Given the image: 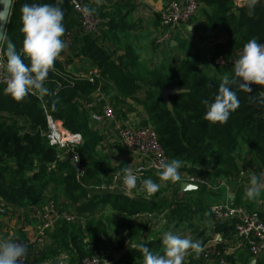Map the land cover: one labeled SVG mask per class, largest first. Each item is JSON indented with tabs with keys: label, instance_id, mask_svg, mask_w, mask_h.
Segmentation results:
<instances>
[{
	"label": "trees",
	"instance_id": "1",
	"mask_svg": "<svg viewBox=\"0 0 264 264\" xmlns=\"http://www.w3.org/2000/svg\"><path fill=\"white\" fill-rule=\"evenodd\" d=\"M238 1L197 0L201 17L194 20L197 22L193 24L192 31L187 33L200 42L202 36H198V32L202 31L198 22L200 24L202 19L205 23L204 32L211 30L217 34L208 38V58L200 55L197 44L191 43L196 47L189 45L186 39L176 35L173 38L175 45L169 44L167 47L164 65L161 68H149L140 60L132 44L116 42L117 39L125 38L120 36L123 31H130L125 22H119V19L128 16L123 17L127 6L124 0L105 6L96 3L91 7L95 9L93 17L100 22L96 34L84 33L77 14L67 0H62L59 6L65 13L63 40L67 46L55 60L54 68L49 71L44 82L48 94L42 96V100L38 95H29L17 101L4 94L5 86L0 85V200L5 207L28 209L17 215L21 222L17 239L23 237L22 229L25 226L40 224L43 192L49 187L52 193L61 189L79 213L90 210V204L95 199L109 203L113 210L119 206L122 215L127 217L153 214L160 207L159 204H147L114 193L81 200L86 188L82 183H91L105 167L104 164H97L95 159L96 154L101 155L104 151L103 141L89 120L90 110L84 107L92 102L96 90L94 84L81 79V75L91 68L100 71L104 86L108 83L115 86L117 96L135 99L140 94L136 101L142 105L168 161L177 159L182 162L179 172L209 182L233 178L234 173L237 174L235 152L242 142L245 145V157L264 174V104L256 99L257 92L262 90L260 86L251 85V93L232 86L237 91L240 105L226 123L213 124L203 119L207 110L203 101L214 100L222 76L231 73L233 62L243 45L252 38L259 43L264 42V0H256L254 4L253 0H246L240 6ZM25 3H56V0H14L0 49L5 62L4 52L9 40L16 45L17 50L22 47L20 9ZM220 35L224 39L221 44H217ZM108 40L113 49L105 43ZM118 50L123 52L121 56H117ZM24 62L28 63L27 60ZM66 63H69L68 69L64 66ZM172 88L182 92L170 97L172 109L169 111L159 94L163 89ZM43 106L47 114L61 122L67 131L81 136L79 152L85 167L82 183L76 179L67 161L56 160V150L45 142L43 135L47 127ZM5 116L12 118V122L9 123ZM180 189L179 185L176 186L174 194ZM205 190L209 194L219 193L199 186L194 191L181 193V196L187 197L185 200L189 203V196ZM188 203H176L169 210L170 218L176 221V226L187 224V229L191 230L188 234H194L199 239L206 235L208 223L200 215L198 222L195 220L199 225L192 227L198 208ZM215 230L222 234L234 233V226L217 225ZM103 233L101 228H94L90 224H85L84 229L80 230L63 222L56 228L53 241L56 247L66 250L70 264H78L98 252L97 245L102 242ZM84 235L93 242L84 243ZM144 241L141 243L153 252L162 254V238ZM136 245L121 244L120 250H123L115 264H143L142 254L136 250ZM53 254L55 251L49 248L39 254L32 264H45L54 258ZM244 255L248 262L250 255L246 252ZM193 257H198V262L202 260L199 256ZM256 264H264V258L256 260Z\"/></svg>",
	"mask_w": 264,
	"mask_h": 264
},
{
	"label": "rangeland",
	"instance_id": "2",
	"mask_svg": "<svg viewBox=\"0 0 264 264\" xmlns=\"http://www.w3.org/2000/svg\"><path fill=\"white\" fill-rule=\"evenodd\" d=\"M111 3L115 4L116 2L114 1ZM152 16L157 17L158 15L153 14ZM200 17L201 16L197 12L193 17L192 22L194 23L195 22L194 20H199ZM201 21L202 22L199 27H200V31L203 32L204 31L203 29L205 28V23L204 20L201 19ZM149 32L150 31L143 32L140 35L141 45L143 47H141L139 51V58L149 68H161V66L164 65V63L167 61L166 50L168 46H166L164 49L158 50L156 48L155 40L157 39L160 32L155 34L156 36L155 35L149 36L150 35ZM223 39L224 38H222V40ZM109 41L110 40H108L107 42ZM188 44L194 45L191 43ZM196 49L199 51L200 55L205 56L204 54L201 53L200 47L197 46ZM64 66L65 68L68 69L69 63L64 64ZM112 93L115 92L112 91ZM109 94L108 95L105 94L106 95V97L104 98L105 102H102L101 105H99V108L109 106L114 112L113 113L114 119L107 120L103 122L102 125L100 126H96L93 124V126L98 130L102 138L101 140L103 142H108L109 140L114 138V130H113L114 122L116 121L122 122L123 119H125L124 117L127 113L124 111L126 109V106L124 104H123L124 106H121L117 102H113ZM126 111H129L130 113L132 110L128 109ZM5 118H7L9 123L12 122L11 120L12 118L6 116ZM108 143L117 145L115 141ZM122 148L116 146L115 149L114 148L113 149L122 152L123 151ZM235 153L237 156V159L235 161L236 164L235 171L237 172V174L234 173L235 176L233 178L225 177L224 179L225 188L224 190L221 191L223 193L231 192L232 190L235 191V193L237 194V198L234 199L236 200H229L225 195L221 197V193H218L217 195L209 194L205 190L204 192H200L199 194L189 196L190 202L188 203V201L185 200L187 199V197H185L184 195L181 196V193H179V191L177 194H174L173 192V189H175L176 186L179 185L181 187L183 183H186L182 181V178L185 175H187V173L179 172L181 176V180L178 182H172V181L163 182L159 179L158 175L147 173L145 178H149L154 182L161 184L160 189L154 195L150 197L146 196L143 190V183L142 184L137 183V187L133 189L131 192L127 191L125 189V186H122L119 191L117 190L118 193H114V194H124L129 199H134L137 201L139 200L147 204H152V203L159 204L160 207L153 214H140L134 217L123 216L122 212L119 209V206H117L116 209L113 210L112 206L109 203H106L104 201L98 202L96 199L94 200L93 203L90 204V210L84 213H79L78 211L75 210V206L63 194L61 189L59 190L56 189V191H53L56 208L60 212H64L67 214L72 213L75 215L73 217L74 219L70 223H67L75 228H79L80 230L81 229L83 230L85 224H90L94 228L102 229L104 233L102 235V242L97 245L98 252L95 253L93 256H90L89 258L92 257L98 258L99 260L104 261L105 264H115L118 261L117 258L123 250V248L122 250H120L121 244H123L124 246L125 243H131L132 245L138 244L141 242H145L144 241L145 239L147 240L152 239L153 241H155L159 238H162L163 233L166 231H173L181 235L184 234L189 235L188 232H190L191 230L187 229L188 227L187 224L184 223L176 226V221H173L170 218L169 210L173 208L176 203L184 202L193 205V208L195 207L198 208L196 210L197 215L192 222V227L199 225V223L197 222L198 219H200L201 217L200 215H203V217L206 219L208 223L206 235L199 239L197 238L195 242H199L201 246H204L205 244L215 240V238L218 236L224 241L227 240L228 237L220 233L219 231L212 229V225H214V222L211 212L209 213V211L213 205L215 206L222 204H231L234 207L242 208L248 213L253 212L259 214V216L261 217L264 216V190H262L260 195L255 199H249L245 196V193L248 187L250 186V178L252 176H256L260 180L264 181V174L261 171V169H257V167L253 166L252 161H250V159L245 157L246 155L245 145L242 142H240L239 148L236 150ZM110 158H111L110 154L107 153L102 152L101 155L96 154L95 159L98 162L97 164H104L105 167L103 172H101V175L94 178V180L91 181V183L86 184L85 192L81 195V200L82 199L84 200L85 198L88 197L86 199L87 201L90 200L91 198H95L96 196L102 194V192L106 190V187L109 184V180L113 174L117 172L122 173L121 170L125 167H128L130 169L132 167L128 164L123 163L124 159H121L120 163L118 164H116V162L112 160L110 163ZM195 186L198 188L200 185H195ZM217 191L218 190H214V192ZM170 202L172 203L170 204ZM10 208L12 211L15 209L13 207H9L8 209ZM21 211L26 212L28 211V209L24 208L21 209ZM49 223H50L49 229L45 233L44 238L39 241H35L32 246L26 249L28 255L26 258V262L24 264H32L39 256V254L45 252L49 248L53 249L55 251V254H53L54 258H52V260L50 259L47 260L45 264H54L55 262H58V264H70L69 262L70 257L66 252V250L64 248L56 247L55 242L53 241L56 228L63 222L58 220L56 217H51ZM0 232L2 233L4 238H6L7 235L6 234L4 235V233L1 230ZM22 234L23 237L21 239H15V240L27 242L28 240L33 239V234L29 237H26V234L23 232ZM6 239L11 240L8 238ZM34 240H38V239L35 238ZM83 242L89 243L93 241L84 235ZM244 254L245 252L243 253L237 251L229 255V258L227 259V264H250V262L252 261H254L255 262L254 264H256V260H260L264 258V254L258 255L257 258L255 259H252L250 256L251 259H249V261L247 262L245 261ZM197 258L190 257L189 255V258L184 261V264H216L214 262L205 263L203 260H200V262H198ZM230 261H233V263H231Z\"/></svg>",
	"mask_w": 264,
	"mask_h": 264
},
{
	"label": "built area",
	"instance_id": "3",
	"mask_svg": "<svg viewBox=\"0 0 264 264\" xmlns=\"http://www.w3.org/2000/svg\"><path fill=\"white\" fill-rule=\"evenodd\" d=\"M74 12L77 14L82 30L86 34H96L99 31L100 22L93 17V15H84L83 9L89 7L87 0H67ZM246 0H239L238 6L242 5ZM91 8V7H89ZM197 0H169L160 12L159 19L162 27V31L159 33L155 40L156 48L158 50L164 49L171 44L174 36L181 34L189 43L198 44V40L188 35L187 27H191V20L198 12ZM222 36L217 38L216 43L221 44L223 42ZM264 43V42H262ZM5 61L1 56L0 51V85L6 86V72ZM81 79L87 81L96 86V90L93 94V100L89 105H84L85 108L90 110L89 120L96 126L102 125L107 120H113V110L109 106L99 108L106 97L104 92V79L97 68H91L81 75ZM39 96V95H38ZM42 100V96H39ZM42 102V101H41ZM46 120L47 131L43 137L49 147L56 150L57 161L65 162L73 168L76 179L82 183L85 177V167L81 158L79 147L82 144V138L79 134L71 133L67 131L61 124V122L54 120L47 114L46 108L43 106ZM142 120L147 121V126L142 128L139 126ZM114 138L121 147H123L128 153H131L134 158H137V162L132 165L131 170L137 175V183L142 184L145 180L147 173L158 175L161 163L169 162L168 158L159 145L157 135L153 129L150 121L147 117L140 118L136 125L125 124V122H114ZM102 146H104L102 144ZM139 160V161H138ZM113 174L109 180V184L106 190L102 194L106 193H118L123 185L122 173ZM159 176V175H158ZM183 182L204 186L207 190H220L225 188L223 180H216L215 182H209L194 175L187 174L182 178ZM83 187H86L82 183ZM118 190V191H117ZM45 204L41 208L40 216L42 220L40 224L35 226L33 231V239L27 242L17 241L18 245H23L25 249L32 246L35 241H39L44 238L45 233L49 229V221L51 217H56L62 222L70 223L74 218L72 213L60 212L56 208L55 199L51 188H47L43 192ZM214 225H233L234 236L237 239V245L235 248H246L252 259L257 258L258 255L264 254V220L257 213L247 212L242 208L234 207L231 204L213 205L210 209ZM0 213H4V208L0 207ZM38 240H34V239ZM185 238H189L186 236ZM0 239L7 240L0 232ZM190 239V238H189ZM221 238L218 236L210 243L202 246L203 251L198 255L205 263L216 262L217 264H226L224 256L227 250L219 249L217 247ZM190 257L197 256V254L188 250L185 256V260ZM25 256L20 259V264L26 262ZM184 260V261H185ZM78 264H105L104 261L98 258H84Z\"/></svg>",
	"mask_w": 264,
	"mask_h": 264
},
{
	"label": "clouds",
	"instance_id": "4",
	"mask_svg": "<svg viewBox=\"0 0 264 264\" xmlns=\"http://www.w3.org/2000/svg\"><path fill=\"white\" fill-rule=\"evenodd\" d=\"M255 2L256 0H253V4ZM60 3L62 0H56V3H25L20 9L22 47L17 50L16 45L9 40L4 52L6 86L3 92L17 101L29 95L48 94L44 82L49 71L54 68L55 60L67 46L63 40L65 13L59 6ZM82 11L87 16L93 14L95 9L85 7ZM25 60L28 63H25ZM234 85L249 93L253 91L251 85L260 86L262 90L257 92L256 99L264 104V43H259L257 39L252 38L243 45L238 58L233 62L231 73L222 76L218 94L214 100L203 101L207 108L203 116L204 120L213 124H223L228 121L231 113L240 105L237 91L232 87ZM181 167L182 162L177 159L162 162L158 173L159 179L163 182L180 181ZM121 171L123 185L127 191L131 192L137 187V175L128 167ZM160 187L161 184L151 179L143 180L146 196L154 195ZM262 190H264V181L252 176L245 196L255 199ZM135 247L142 254L143 264H184L188 250L194 251L197 256L203 251L199 242L184 238L173 231L163 233L162 254L153 252L143 243H138ZM25 252L23 245H18L13 240L0 239V264H20V259L25 256Z\"/></svg>",
	"mask_w": 264,
	"mask_h": 264
},
{
	"label": "crops",
	"instance_id": "5",
	"mask_svg": "<svg viewBox=\"0 0 264 264\" xmlns=\"http://www.w3.org/2000/svg\"><path fill=\"white\" fill-rule=\"evenodd\" d=\"M114 1L118 2L119 0H99V2H97V0H87V4L89 7H93L96 3L105 6V5H110L111 2H114ZM124 1L126 2L125 4H127V6L128 5L129 6L128 7L126 6L125 11L123 12V17L126 15H128V16L125 19H123V18L119 19V22L120 23L125 22L126 26L130 27V31H127V32L123 31L122 35H120V36H124L126 39L125 38L121 39V40L117 39L116 42H122V43L124 42V43H128L129 45L132 44L133 48L139 53L141 47H143L141 45V40H140L141 39V36H140L141 33L150 31L149 32L150 35L149 34L148 35L154 36L158 32L162 31L159 15H160L161 10L163 9L165 4L169 0H124ZM153 14H157L158 16L154 17V16H152ZM201 22H200V24H201ZM195 23L196 22H194V23L192 22L191 27L193 26V24L195 25ZM200 24L198 22V26H200ZM189 28H190V26L187 27L188 31H189ZM190 31H192V28L190 29ZM208 31L209 30H206L205 32L203 31L204 33H202V35H201V32H198V36H200V37L202 36V38H200V42L198 41L197 46L201 48L200 51L204 55H206L208 53V50H209L210 40L208 38H211V37H214L217 35V34H215V32H213V35L206 36V33ZM120 36L117 35V37H120ZM177 36L179 38H183L181 36V34H178ZM105 43L106 44L108 43L107 45L109 46V48L113 49L111 42L105 41ZM120 45L123 46V44H120ZM122 54H123V52L118 50L117 56H121ZM203 57L208 58L207 55L203 56ZM106 85H108V86H106ZM106 85L104 86L105 94L108 95L109 93H111V94H109V96L113 100V102H117L121 106H124V105L126 106V109L124 111L127 113L124 117L125 119H123L122 122H125L126 124H130V125L134 126L140 120V118L144 119L146 117L142 105H139L136 101V99H138L140 94L137 95L135 99H131V98L123 99L122 97L117 96V94H118L117 89L115 88V86L113 84L108 83ZM112 91H114L115 93H112ZM114 98H115V100H114ZM128 109L132 110V111L129 113V111H126ZM139 126H140V124H139ZM112 141L113 140H109L108 142H112ZM108 142H103L102 144L104 145L103 146V148H104L103 153L110 154V157H111L110 163L112 160V161H115L116 164H118V163H120L121 159H124L123 163L132 166V165H134V163L137 162V158H134L131 153H128L125 149H123L116 141L115 142L117 143V145L116 144H110ZM116 146L121 147L123 151L119 152L117 150H114ZM146 179H149V178H146ZM221 190H224V189H220L217 191V192L221 193V197H223L225 195L229 200H236V199H234V198H237V194L235 193V191L232 190L231 192H227V193L224 192L223 193ZM179 193H183L181 191V189L179 190ZM230 197H231V199H230ZM0 207L4 208V213L3 214L0 213V230L4 233V235L5 234L7 235L6 238L17 239L18 229L21 226V222H20V220H18L17 215L22 214L24 212L21 211V209H17V208H15L13 211L11 210V208L8 209L9 207H5L4 203L1 200H0ZM262 218H264V216H262ZM35 226H36V224L25 226L22 229V232L26 234V237H29L33 234ZM215 227H216V225L215 226L212 225L213 230L215 229ZM224 235H226L228 237V239L224 240V241L221 239V241L218 242L217 247L219 249L227 250L225 253V256H224L226 264H227V260H226L227 256H229V255H231L237 251L248 253V250L246 248H243V247L235 248L238 241L235 238L234 233H228V234H224ZM186 236H188L194 242L197 240V236L194 234L182 235V237H186ZM26 255H28L27 252H26ZM214 263H216V262H214Z\"/></svg>",
	"mask_w": 264,
	"mask_h": 264
},
{
	"label": "water",
	"instance_id": "6",
	"mask_svg": "<svg viewBox=\"0 0 264 264\" xmlns=\"http://www.w3.org/2000/svg\"><path fill=\"white\" fill-rule=\"evenodd\" d=\"M14 3V0H0V49L4 41L5 33H6V28L10 19V13H11V8ZM208 35H213V32L209 30L206 33V36ZM171 46L175 45V43L172 41ZM182 90L178 88H172V89H163L160 94L159 98L163 102V104L166 106L167 110L171 111L172 106L170 103V97L176 94L181 93ZM147 126V121L143 120L140 122V127L144 128ZM196 186L189 184V183H183L181 185V191L182 192H188V191H194L196 190ZM231 199V197H230ZM255 262L252 261L250 264H254ZM54 264H58V262H55Z\"/></svg>",
	"mask_w": 264,
	"mask_h": 264
}]
</instances>
